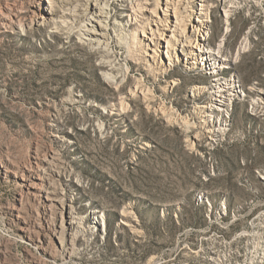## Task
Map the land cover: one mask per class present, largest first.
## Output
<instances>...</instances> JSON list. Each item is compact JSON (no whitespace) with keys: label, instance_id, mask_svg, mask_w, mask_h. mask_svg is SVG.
Wrapping results in <instances>:
<instances>
[{"label":"rangeland","instance_id":"rangeland-1","mask_svg":"<svg viewBox=\"0 0 264 264\" xmlns=\"http://www.w3.org/2000/svg\"><path fill=\"white\" fill-rule=\"evenodd\" d=\"M33 1L0 5L27 22ZM214 4L209 40L223 37L232 55L245 42L225 75L264 89V0ZM97 61L43 27L0 33V264H62L51 235L58 216L5 172L20 176L34 161L49 191L104 218L78 263L66 264H264V110L240 96L205 122L197 108L208 97L189 91L212 82L202 72L139 61L116 86ZM118 100L122 110L104 115ZM64 133L71 142L54 138Z\"/></svg>","mask_w":264,"mask_h":264},{"label":"bare ground","instance_id":"bare-ground-1","mask_svg":"<svg viewBox=\"0 0 264 264\" xmlns=\"http://www.w3.org/2000/svg\"><path fill=\"white\" fill-rule=\"evenodd\" d=\"M216 1L221 0H34L33 8H29L31 19L27 22H23L18 11L0 5V33L22 36L33 27H43L51 37L64 38L66 42L75 40L98 54L96 64L107 85L119 86L129 64L139 61L145 67L157 66L161 72L177 64L185 70L200 71L212 82L194 83L189 91L195 97L204 94L208 97L197 108L205 116V122L210 120L208 117L224 115L227 106L240 96H247L255 111H263L264 89L252 84L244 88L240 75H225V68H234L245 42L241 40L232 55L222 45L223 37L217 46L209 40L211 10ZM174 85L173 79L167 86L171 89ZM138 91L144 95L142 90ZM252 93L256 95L254 98ZM73 99L77 101L78 95L73 94ZM122 108L118 100L110 103L103 114H118ZM69 137L66 133L54 135L63 144L71 142ZM32 163L20 176L11 169L5 172L19 178L22 193L41 196L44 206L53 209L58 220L53 224L51 235L57 240L60 261L78 263L80 246L96 240L104 218L98 209L82 215L69 197L49 191L45 186L44 168L36 161ZM13 209L17 211L15 206ZM15 217L20 218L18 212ZM19 227L25 232V223ZM64 231L66 236L62 238L60 233Z\"/></svg>","mask_w":264,"mask_h":264}]
</instances>
